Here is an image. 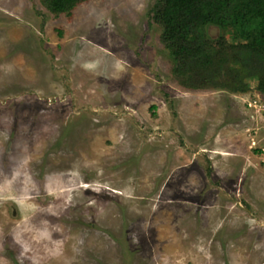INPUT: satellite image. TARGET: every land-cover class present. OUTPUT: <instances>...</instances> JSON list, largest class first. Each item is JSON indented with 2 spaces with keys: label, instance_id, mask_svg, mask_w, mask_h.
<instances>
[{
  "label": "rangeland",
  "instance_id": "obj_1",
  "mask_svg": "<svg viewBox=\"0 0 264 264\" xmlns=\"http://www.w3.org/2000/svg\"><path fill=\"white\" fill-rule=\"evenodd\" d=\"M156 0H0V264H264V93L189 88Z\"/></svg>",
  "mask_w": 264,
  "mask_h": 264
},
{
  "label": "trees",
  "instance_id": "obj_2",
  "mask_svg": "<svg viewBox=\"0 0 264 264\" xmlns=\"http://www.w3.org/2000/svg\"><path fill=\"white\" fill-rule=\"evenodd\" d=\"M89 0H43L56 15ZM174 73L189 88L264 93V0H156Z\"/></svg>",
  "mask_w": 264,
  "mask_h": 264
}]
</instances>
